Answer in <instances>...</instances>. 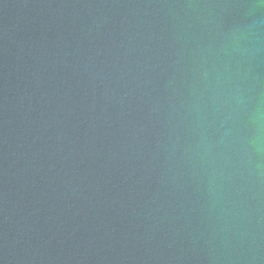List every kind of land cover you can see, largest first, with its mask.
<instances>
[{"label": "water", "instance_id": "1", "mask_svg": "<svg viewBox=\"0 0 264 264\" xmlns=\"http://www.w3.org/2000/svg\"><path fill=\"white\" fill-rule=\"evenodd\" d=\"M0 264H264V0H0Z\"/></svg>", "mask_w": 264, "mask_h": 264}]
</instances>
